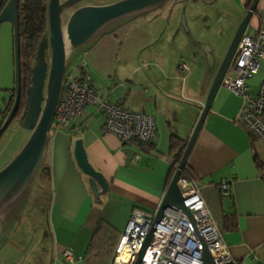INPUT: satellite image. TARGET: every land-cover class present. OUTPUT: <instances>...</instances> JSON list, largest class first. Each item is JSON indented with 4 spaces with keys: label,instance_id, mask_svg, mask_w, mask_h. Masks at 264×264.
<instances>
[{
    "label": "crops",
    "instance_id": "0c3cea01",
    "mask_svg": "<svg viewBox=\"0 0 264 264\" xmlns=\"http://www.w3.org/2000/svg\"><path fill=\"white\" fill-rule=\"evenodd\" d=\"M113 1L74 0L67 9L73 12L84 5ZM178 1L188 0H176L173 5ZM248 1L236 0L242 11L231 36ZM156 7L127 15L102 29L86 52L88 70L101 98L154 116L152 152H138L104 132V116L92 106L67 127L58 128L52 122L33 176L36 197L26 198L28 190H22L0 198V264H87L85 251L101 221L113 226L120 236L134 210L156 213L169 184L170 167L177 153L184 150L182 144L188 142L214 76L208 78L204 69L194 77L192 67L180 62L184 46L194 55L201 47L207 55L212 51L195 36L184 41L174 7L168 15L154 10ZM67 9L62 14L64 23L70 15ZM250 20L251 31L246 34L264 31V0H258ZM5 27L11 36L5 39V46L0 45V109L14 88L12 26ZM166 41L177 43L176 54L161 46ZM72 53L68 50L66 59ZM108 55L109 65L104 62ZM180 64H186L189 71L181 70ZM242 101L222 85L218 88L186 166L198 181L231 256L239 264H264V145L235 121ZM77 139L88 162L107 180V192L98 187L96 195L89 177L78 167L74 155ZM222 180L229 183V198L221 196L217 188ZM37 184L40 190H36ZM66 250L72 253L74 263L65 260Z\"/></svg>",
    "mask_w": 264,
    "mask_h": 264
},
{
    "label": "built area",
    "instance_id": "2783aa9c",
    "mask_svg": "<svg viewBox=\"0 0 264 264\" xmlns=\"http://www.w3.org/2000/svg\"><path fill=\"white\" fill-rule=\"evenodd\" d=\"M3 3L4 0H0V11L2 5L4 6ZM83 54L85 55L86 52ZM263 56L264 31L254 35L245 33L224 74L221 85L243 100L235 121L256 141L264 145V79L256 93H252L247 85V79L257 73L259 61ZM180 68L189 71L186 64H182ZM88 106L94 107L103 114L104 132L116 136L122 145L134 147L138 152L151 151L156 131L154 116L145 112L128 110L119 102L101 98L93 85L87 62L82 58L65 68L62 90L52 122L58 128L67 127L75 122ZM135 157L138 159L139 155ZM177 186L184 206L191 212L193 224L181 209L166 208L155 225L139 264H204V248L210 254L212 264H239L231 256L224 242L200 193L198 181L180 174ZM217 188L221 196L231 194L227 180L219 182ZM154 218L155 213H146L138 209L132 212L119 236L113 264L136 262ZM122 252L127 254V260L124 262L120 260ZM63 256L68 263L75 262L69 250H66Z\"/></svg>",
    "mask_w": 264,
    "mask_h": 264
},
{
    "label": "water",
    "instance_id": "95a60500",
    "mask_svg": "<svg viewBox=\"0 0 264 264\" xmlns=\"http://www.w3.org/2000/svg\"><path fill=\"white\" fill-rule=\"evenodd\" d=\"M73 1L67 0L61 2V0H48L47 37L45 36L40 40L35 55V62L31 67L30 86L26 91L27 109L21 121V126L32 132L19 153L0 171V198L8 192L12 194L13 191L19 189L35 173L41 162L49 129L62 90L67 51L83 44L106 22L122 15H130L157 5L164 0H116L107 4L84 5L75 9L69 15L66 23H64L62 18L63 11ZM257 3L258 0L251 1L243 18L235 28L228 47L217 67H215L213 51L212 54H208L210 59V73L208 78L214 73L213 80L187 145L183 150L181 159L177 164L176 170L155 213V218L150 232L146 237L144 246L134 264H139L143 251L155 229V225L159 222L166 208L176 207L181 209L187 214L193 224L191 212L184 206L181 192L177 186V179L185 167L195 139L210 110L212 100L218 88L221 86L224 74L235 55L242 36L245 34L246 28L257 7ZM5 21L11 24L13 34L14 99L11 108L0 125V136L14 118L20 94L18 0H7L2 7L0 11V24ZM45 49L49 52L48 57L44 55ZM11 98L12 96H10ZM74 155L80 170L89 177V183L95 191V194L97 195L100 191L102 193L107 192V180L88 162L85 150L79 139L74 142ZM203 259L204 264H212V258L206 248L203 250Z\"/></svg>",
    "mask_w": 264,
    "mask_h": 264
},
{
    "label": "rangeland",
    "instance_id": "374dc122",
    "mask_svg": "<svg viewBox=\"0 0 264 264\" xmlns=\"http://www.w3.org/2000/svg\"><path fill=\"white\" fill-rule=\"evenodd\" d=\"M112 1V0H111ZM176 0H164V2L159 3L157 5L151 6L150 8L156 7L154 10H159L164 14H170V11L174 7L176 13H179V24L182 27L184 34V41L187 40L185 38L197 37L201 42H205L207 46L213 51V59L215 61V67L218 62L221 60L223 54L225 53L228 44L231 40V31L234 29L235 19L239 16V10L242 11L239 4L236 0H214L213 2L205 3L202 0H188V1H178L173 5ZM78 4V3H77ZM72 9H67V13H72ZM228 13L230 16L225 17L222 14ZM164 17H166L164 15ZM127 18V15H122L120 17L114 18L108 22H106L103 26H101L93 36H91L87 41L78 47L72 48L71 58L66 59V64L76 63L80 61L82 58L87 61V53H88V45L98 36L100 31L107 26L109 27L111 24H117L120 20ZM243 18V17H242ZM241 21V20H240ZM7 24L9 22H2L0 24V31L5 30L0 35V45L5 46V39L8 40L11 34L8 30H6ZM251 31V20L246 28L245 33H250ZM5 34V35H4ZM47 37V32H45L44 37ZM186 36V37H185ZM165 40V39H164ZM181 41V40H180ZM183 41V42H184ZM178 42V41H177ZM180 43V42H178ZM161 46H167L171 49H166V52L170 54L177 53V43H172L170 41L163 42ZM184 46V45H183ZM86 55L83 54L84 51ZM203 47L197 49L198 55H194L193 50L186 46H184L180 52L183 55V59L180 61L184 62L190 67H192L193 72L195 73L194 77L197 75H202L204 69L209 75L210 69V59L206 53H204ZM165 50V48H164ZM203 50V51H202ZM46 57L49 56L48 50H46ZM104 62L109 65L111 62V57L109 55L104 59ZM182 64H180L181 66ZM182 73H184L182 71ZM214 73L211 74V76ZM264 79V62L259 63L258 71L251 78L247 79V85L250 87L252 93H256L258 91V87ZM2 106V102L0 100V107ZM31 130L24 129L21 125L17 124V122H12L9 127L3 132L0 138V171L7 166L13 158L19 153L22 147L25 145L27 140L31 135ZM34 174L30 177L28 181L23 183L21 187L12 194L21 192L22 190H28L26 198L33 196V199L36 197V192L34 191L36 182H32ZM39 184H37L36 190L38 189ZM29 199L28 202H30Z\"/></svg>",
    "mask_w": 264,
    "mask_h": 264
},
{
    "label": "trees",
    "instance_id": "16d2710c",
    "mask_svg": "<svg viewBox=\"0 0 264 264\" xmlns=\"http://www.w3.org/2000/svg\"><path fill=\"white\" fill-rule=\"evenodd\" d=\"M6 1L7 0H4L3 4H5ZM203 1L208 3L211 0ZM251 1L252 0H249L246 4L247 8L249 7ZM47 5L48 0H18L20 94L17 110L11 122L18 121V123L21 124L27 109L26 91L30 86L31 67L35 62V55L39 42L44 37V34L47 30ZM13 94L14 88L9 90L8 98L4 100L5 110L0 109V113L2 114L0 125L13 104ZM10 96H12L11 99ZM253 140L255 139L253 138ZM186 145L187 142L182 144L181 149H184ZM182 153L183 151L177 153V158L170 167V172L168 175L169 182L176 170L175 166L181 159ZM181 174H185L193 178L186 164ZM230 196L231 194L224 197L229 198ZM118 240L119 232L107 222L101 221L96 226L85 251V260L87 264H111L115 255V248L117 246Z\"/></svg>",
    "mask_w": 264,
    "mask_h": 264
},
{
    "label": "bare ground",
    "instance_id": "6f19581e",
    "mask_svg": "<svg viewBox=\"0 0 264 264\" xmlns=\"http://www.w3.org/2000/svg\"><path fill=\"white\" fill-rule=\"evenodd\" d=\"M120 260H121L122 262H124V261L127 260V254H126V252H122V254H121V256H120Z\"/></svg>",
    "mask_w": 264,
    "mask_h": 264
},
{
    "label": "flooded vegetation",
    "instance_id": "af4514ba",
    "mask_svg": "<svg viewBox=\"0 0 264 264\" xmlns=\"http://www.w3.org/2000/svg\"><path fill=\"white\" fill-rule=\"evenodd\" d=\"M47 49H45L44 53L46 52Z\"/></svg>",
    "mask_w": 264,
    "mask_h": 264
}]
</instances>
